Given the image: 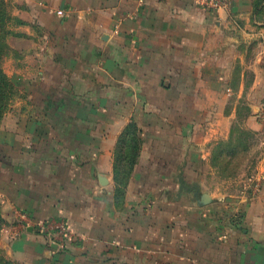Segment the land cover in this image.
I'll list each match as a JSON object with an SVG mask.
<instances>
[{"label":"crops","instance_id":"0c3cea01","mask_svg":"<svg viewBox=\"0 0 264 264\" xmlns=\"http://www.w3.org/2000/svg\"><path fill=\"white\" fill-rule=\"evenodd\" d=\"M11 1L22 23L4 61L17 88L0 127L2 254L16 264H264V233L237 230L197 204L198 186L174 180L193 130L199 144L227 136L242 99L264 135V0L218 10ZM131 123L141 151L121 185L116 150ZM44 221L66 224L65 246Z\"/></svg>","mask_w":264,"mask_h":264},{"label":"rangeland","instance_id":"374dc122","mask_svg":"<svg viewBox=\"0 0 264 264\" xmlns=\"http://www.w3.org/2000/svg\"><path fill=\"white\" fill-rule=\"evenodd\" d=\"M6 2L13 17L8 26L11 30L18 24L19 18L12 13V1ZM9 35L3 41L4 71L5 58L11 53ZM16 88L11 79L4 86L6 98L2 121L14 103ZM235 99L234 96L228 98L229 111L235 106ZM249 115L248 101L242 99L237 116L231 120L229 134L222 138L212 137L209 139L212 141L206 145L197 143L200 133L193 130V141L185 146L184 159L179 163L180 173L174 180L181 183L180 179L185 177V181L190 182L192 187H199V192H210L217 200L208 205L214 207L225 219L230 218L229 222L237 230L243 232L252 229L264 233V135L250 127ZM258 119L264 120V114ZM139 134L137 132L138 137Z\"/></svg>","mask_w":264,"mask_h":264},{"label":"trees","instance_id":"16d2710c","mask_svg":"<svg viewBox=\"0 0 264 264\" xmlns=\"http://www.w3.org/2000/svg\"><path fill=\"white\" fill-rule=\"evenodd\" d=\"M13 20L10 14L9 7L6 0H0V127L2 118L5 113V98L6 93L4 90L5 84H9L10 78L3 69L2 59L4 55L3 41L8 34L12 31L9 29V23ZM18 23H22V20L18 19ZM134 124V123H133ZM129 124L121 135L120 141L116 150L115 168L117 170L116 180L121 185H126L129 179V175L137 162V158L141 151V139L139 129L137 126ZM137 128V129H136ZM130 135V136H129ZM140 135V134H139ZM131 140V145H129ZM133 147V149H131ZM1 235V233H0ZM0 264H16L15 262L7 259L0 250Z\"/></svg>","mask_w":264,"mask_h":264},{"label":"built area","instance_id":"2783aa9c","mask_svg":"<svg viewBox=\"0 0 264 264\" xmlns=\"http://www.w3.org/2000/svg\"><path fill=\"white\" fill-rule=\"evenodd\" d=\"M226 2L227 0H203L206 7L215 10L224 6ZM39 227L41 231L47 232L53 238L54 242L62 246H65L66 241L71 238V232L65 223L54 224L51 221H44L39 224Z\"/></svg>","mask_w":264,"mask_h":264},{"label":"water","instance_id":"95a60500","mask_svg":"<svg viewBox=\"0 0 264 264\" xmlns=\"http://www.w3.org/2000/svg\"><path fill=\"white\" fill-rule=\"evenodd\" d=\"M217 198L213 197L210 192L201 191L199 196L197 197L196 201L199 206H204L216 201Z\"/></svg>","mask_w":264,"mask_h":264}]
</instances>
